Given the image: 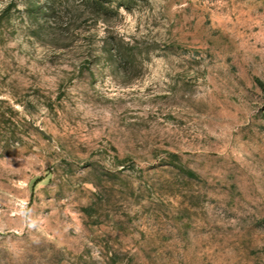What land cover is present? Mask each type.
Here are the masks:
<instances>
[{
    "label": "rangeland",
    "instance_id": "1",
    "mask_svg": "<svg viewBox=\"0 0 264 264\" xmlns=\"http://www.w3.org/2000/svg\"><path fill=\"white\" fill-rule=\"evenodd\" d=\"M0 264H264V0H0Z\"/></svg>",
    "mask_w": 264,
    "mask_h": 264
},
{
    "label": "water",
    "instance_id": "2",
    "mask_svg": "<svg viewBox=\"0 0 264 264\" xmlns=\"http://www.w3.org/2000/svg\"><path fill=\"white\" fill-rule=\"evenodd\" d=\"M34 127V126H33ZM41 135H43V136H45V137H47L49 140H51L50 139V137L42 130V129H40V128H37V127H34Z\"/></svg>",
    "mask_w": 264,
    "mask_h": 264
}]
</instances>
